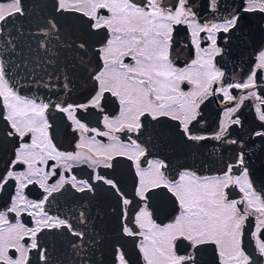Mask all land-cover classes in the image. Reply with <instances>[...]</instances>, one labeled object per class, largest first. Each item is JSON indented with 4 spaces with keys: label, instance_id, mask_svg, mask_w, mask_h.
Here are the masks:
<instances>
[{
    "label": "snow or ice",
    "instance_id": "6c2138e0",
    "mask_svg": "<svg viewBox=\"0 0 264 264\" xmlns=\"http://www.w3.org/2000/svg\"><path fill=\"white\" fill-rule=\"evenodd\" d=\"M47 7L0 2V264H260L244 240L248 230L264 259V184L249 171L264 150V46L243 77L226 69L232 42L249 43L242 22L264 20V0ZM33 11L40 19L25 30ZM86 85L88 96L71 101ZM216 97L223 107L210 127ZM245 109L258 121L250 131ZM61 125L72 150L55 142Z\"/></svg>",
    "mask_w": 264,
    "mask_h": 264
},
{
    "label": "flooded vegetation",
    "instance_id": "af4514ba",
    "mask_svg": "<svg viewBox=\"0 0 264 264\" xmlns=\"http://www.w3.org/2000/svg\"><path fill=\"white\" fill-rule=\"evenodd\" d=\"M0 2H5V0H0ZM26 5L31 6L33 4L42 5V0H25ZM50 0H47L45 5H48ZM43 15V14H41ZM40 17L36 15V12H32L30 16H26L24 18V28L25 30L34 29L36 23H38ZM64 23V22H63ZM264 24V20L260 18H249L245 19L241 24V35H245L249 41V43H243L239 38L234 40L231 44V56L232 59L229 60L226 71L229 73V76L233 79H238L244 76L247 73L249 66L254 64L255 57L258 54L256 49L264 46V28L261 25ZM65 25L70 29L72 34L75 37L82 38L88 40L90 44H95L97 42V37L90 35L86 32V30L82 26H78V28H82L83 30H75L74 25L68 22ZM179 39L181 42L186 40L185 33L181 32ZM39 37H32L29 40L32 48H37ZM36 53H33L35 55ZM190 56V51H184L182 53V60H187ZM85 99V98H84ZM83 99V100H84ZM83 100L77 101L82 102ZM223 105L219 102V97L214 98V102L208 107L205 112V116L208 120V124L210 127L215 126V121L217 119V114L222 109ZM244 117L246 121V129L252 130L258 127V121L255 119L254 113L251 109L244 110ZM91 126L102 128V125L97 122L95 118L91 120ZM74 134L68 129L67 126L61 125L56 133L55 142L58 146L63 150H72L75 142ZM105 139L106 138H102ZM254 163H250L249 171L250 178L254 181L255 184H264V150H259L255 152L252 157ZM7 161L5 160V163ZM129 162L125 159L119 160V168L118 174L121 176L122 180L125 182L126 187L131 189V180L129 177ZM78 174L84 175V172L81 170H77ZM230 198L238 197V190L229 189ZM38 193H33L35 197ZM106 227L110 234L115 233L116 225L114 220H109L106 224ZM115 242V237H113V241ZM245 249L248 253L253 254V259H260V264H264V259L259 258L258 252L255 250V241L251 237L248 230H246L245 234ZM131 248V246H129ZM107 258H111V247L109 246L107 249Z\"/></svg>",
    "mask_w": 264,
    "mask_h": 264
},
{
    "label": "water",
    "instance_id": "95a60500",
    "mask_svg": "<svg viewBox=\"0 0 264 264\" xmlns=\"http://www.w3.org/2000/svg\"><path fill=\"white\" fill-rule=\"evenodd\" d=\"M47 2V0H42V5L41 7L43 8V12L41 14H44L46 13L47 11H49L47 5H45V3ZM34 13V11H33ZM66 23V22H64ZM70 23V22H68ZM71 24V23H70ZM78 26L80 25H74V29L75 30H83L82 28H78ZM92 91V88L91 86H84V87H75L74 91H73V94L71 95L70 97V100L71 101H80V100H83L84 98H86L88 96V94ZM5 160L6 159H0V171H3V167H4V164H5Z\"/></svg>",
    "mask_w": 264,
    "mask_h": 264
}]
</instances>
